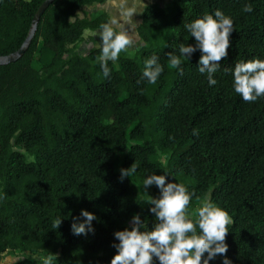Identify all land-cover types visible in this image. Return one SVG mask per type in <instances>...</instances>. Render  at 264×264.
Returning a JSON list of instances; mask_svg holds the SVG:
<instances>
[{"label": "trees", "instance_id": "obj_1", "mask_svg": "<svg viewBox=\"0 0 264 264\" xmlns=\"http://www.w3.org/2000/svg\"><path fill=\"white\" fill-rule=\"evenodd\" d=\"M41 1L0 0V55L20 45ZM104 1L51 0L24 51L0 63V252L56 254L52 264H110L114 233L130 229L134 214L142 231L155 223L147 201L160 190L143 187L155 173L186 187L188 210L208 199L228 212L232 264H264V97L245 102L232 74L235 63L264 60V0L147 3L138 45L108 62L109 77L97 60L99 46L77 49L85 29L108 22L105 10L77 11ZM248 4L251 13L243 11ZM216 10L232 19L234 31L209 86L198 71L199 50L182 57L179 69L169 67L167 53L194 45L184 25L215 18ZM153 56L164 71L150 84L143 71ZM133 164L136 172L121 180L120 170ZM82 209L97 217L94 234L71 231ZM31 256L2 264H42Z\"/></svg>", "mask_w": 264, "mask_h": 264}, {"label": "clouds", "instance_id": "obj_2", "mask_svg": "<svg viewBox=\"0 0 264 264\" xmlns=\"http://www.w3.org/2000/svg\"><path fill=\"white\" fill-rule=\"evenodd\" d=\"M110 7L116 10V14L108 22L99 25L100 55L97 60L105 77L110 76L108 62H115L121 52L134 46V33L139 24L134 17L142 15L145 9H148V4L144 0H110ZM243 11L251 13L253 8L248 4ZM214 15L215 18L205 14L203 18L185 24L184 27L190 36L194 37L195 44L181 43L178 48L179 55L172 51L167 53L169 67L179 69L182 57L190 59L192 54L199 50L201 56L197 64L198 71L201 74L207 73L209 86L217 83L213 74L219 70V62L228 55L230 35L234 31L231 18L220 10H216ZM74 21L75 17H69V24ZM163 71L164 67L158 63V58L153 56L145 61L143 77L148 83L155 84ZM232 74L234 91L245 102H255L259 97H264V60L235 63ZM193 134H197L195 130ZM120 172L121 180L129 178L136 172V166L133 164ZM152 185L160 190L159 198L151 197L147 201V204L151 205L149 211L155 218L152 229L142 231L141 229H145V223L140 214H134L131 217L130 229L125 228L114 233L118 243H113L112 247L117 249V254L110 264H153L154 257L158 259L159 264H209L217 256L224 257L223 264H232L226 256L228 245L225 240L229 233L228 226L234 221L227 211L204 199L189 214L188 206L192 196L184 185L176 182L166 183V176L155 173L148 175L143 182L145 190ZM192 216L196 219L193 220ZM80 217L84 218L83 222ZM80 217L73 218L72 233L76 236L94 234L92 222L97 217L83 209ZM61 222L62 219L58 218L53 223V229H58ZM37 258L42 264H52L57 255L30 257L32 260Z\"/></svg>", "mask_w": 264, "mask_h": 264}, {"label": "rangeland", "instance_id": "obj_3", "mask_svg": "<svg viewBox=\"0 0 264 264\" xmlns=\"http://www.w3.org/2000/svg\"><path fill=\"white\" fill-rule=\"evenodd\" d=\"M169 0H144V2L147 3H151V2H155L157 4H163L165 2H167ZM129 2H131V0H129ZM84 10V11H83ZM83 10L80 9L77 11V13L79 15H81L82 13H85L87 15H92L96 12H98L99 10H105L108 14V21L116 14V10L112 9L110 7V0H105L102 3H97V4H92L89 6H85L83 7ZM135 20L139 21L140 20V16H135L134 17ZM99 30L100 29H96V30H89V29H85L83 31V35H82V39L79 40V42L77 43V49L80 53H84L87 51V49L91 46H99L100 44V38H99ZM134 37H135V44L132 48L128 49L127 51H125L128 55L133 54V51L135 49V47L138 45L139 40L137 37L136 32L134 33ZM119 155H116V158L114 160V168L115 169H119L120 168V161L119 159ZM162 158V156H161ZM199 205V203L196 204V207ZM188 213L191 214L192 211L188 210ZM33 255L32 253L26 252V253H22L19 251H12V250H3L0 252V264L2 263H6L12 260H15L17 258L23 257L24 255Z\"/></svg>", "mask_w": 264, "mask_h": 264}, {"label": "water", "instance_id": "obj_4", "mask_svg": "<svg viewBox=\"0 0 264 264\" xmlns=\"http://www.w3.org/2000/svg\"><path fill=\"white\" fill-rule=\"evenodd\" d=\"M50 1L51 0H42L38 4V6L36 7L32 17H31L29 28H28V31H27L24 39L22 40L20 45L15 50L8 52L6 54L0 55V63H5V62L16 59L24 51V49H25L30 37L32 36L35 27H36V22L38 20L39 15L41 14L43 9L47 6V4Z\"/></svg>", "mask_w": 264, "mask_h": 264}]
</instances>
